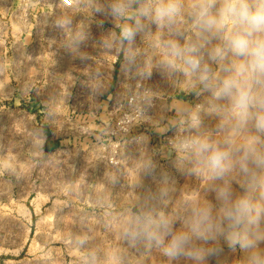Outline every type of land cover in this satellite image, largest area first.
Here are the masks:
<instances>
[{"label":"rangeland","instance_id":"374dc122","mask_svg":"<svg viewBox=\"0 0 264 264\" xmlns=\"http://www.w3.org/2000/svg\"><path fill=\"white\" fill-rule=\"evenodd\" d=\"M97 2L108 0H0V264H107L112 253L120 264H190L169 261L143 242L132 245L123 225L142 208L178 221L186 197L208 196L201 179L177 170L171 144L203 98L190 94L183 77L173 74L170 81L158 68L156 78L140 79L159 98L171 82L178 95L171 108L160 100L150 112L156 119L145 117L129 134H116L122 112L110 103L92 125L82 122L81 113L66 106L67 95L88 84L60 72L73 69L70 59L81 54L124 58L118 45L105 46L123 21L95 13ZM63 21L70 23L61 27ZM151 32L155 36L154 26ZM78 33L87 37L79 44ZM134 49L137 59L158 64L148 38L138 36ZM44 68L51 76L42 77ZM204 123L210 130L216 120L205 117ZM146 163L154 166L151 176L145 174ZM243 259V252L225 246L218 264Z\"/></svg>","mask_w":264,"mask_h":264},{"label":"clouds","instance_id":"9594fccd","mask_svg":"<svg viewBox=\"0 0 264 264\" xmlns=\"http://www.w3.org/2000/svg\"><path fill=\"white\" fill-rule=\"evenodd\" d=\"M93 11L123 21L105 46L118 45L129 71L143 35L159 55L157 67L183 77L190 94L204 101L171 144L177 170L201 179L208 196L186 197L178 221L154 208L130 213L125 239L173 262L218 264L226 246L244 253L242 264H264V0H108ZM86 38L78 33L76 43ZM205 117L216 120L214 128L205 127ZM144 168L151 176L154 166ZM107 264H120L118 254Z\"/></svg>","mask_w":264,"mask_h":264},{"label":"crops","instance_id":"0c3cea01","mask_svg":"<svg viewBox=\"0 0 264 264\" xmlns=\"http://www.w3.org/2000/svg\"><path fill=\"white\" fill-rule=\"evenodd\" d=\"M70 60L74 68L62 69L60 74L69 80H85L88 85L85 88H72L67 96H70L69 99L75 96L78 101L70 105L68 99L66 106H72L74 111H79L80 120L90 125L97 118L98 113L108 111L110 103L123 101L137 80L140 78L152 80L158 74L156 59H137L136 68L133 71H129L124 58L98 59L97 55H91L90 59ZM140 65L143 67L140 68ZM145 70L151 71V78L139 74ZM51 74L52 72L45 68L42 71V77L51 76ZM165 75L166 79L173 80V74L165 72ZM175 89L171 82L167 95L161 98L166 107L171 108L177 102L178 94ZM36 95L41 94L34 92L33 96Z\"/></svg>","mask_w":264,"mask_h":264},{"label":"built area","instance_id":"2783aa9c","mask_svg":"<svg viewBox=\"0 0 264 264\" xmlns=\"http://www.w3.org/2000/svg\"><path fill=\"white\" fill-rule=\"evenodd\" d=\"M175 90L177 91V87ZM160 100L161 98L154 95L150 84L142 79L137 80L123 101L112 104V110L122 112L121 117L114 123L115 133L127 135L135 121L142 122L145 117L156 119V114L150 115V112L159 108Z\"/></svg>","mask_w":264,"mask_h":264}]
</instances>
